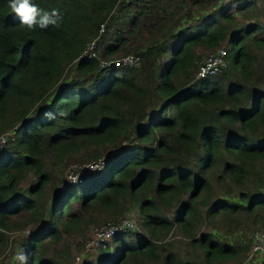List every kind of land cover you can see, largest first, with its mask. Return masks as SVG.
I'll use <instances>...</instances> for the list:
<instances>
[{
    "label": "trees",
    "instance_id": "trees-1",
    "mask_svg": "<svg viewBox=\"0 0 264 264\" xmlns=\"http://www.w3.org/2000/svg\"><path fill=\"white\" fill-rule=\"evenodd\" d=\"M136 1L143 7L130 17L129 32L138 30L139 16L151 14L153 4H170ZM32 2L58 10L57 23L34 31L21 28L8 0H0V134L16 127L0 156V246L12 228L31 226L33 234L20 245L26 264H59L47 255L46 245L83 231L94 222L90 215L118 220L129 201L138 208L140 227L152 237L177 229L201 250L204 264L232 258L233 246L210 233L198 236L196 230L203 219L232 230L256 226L264 213V75L255 67L259 56L264 64V25L254 20L228 36L218 15H208L203 30L178 38L150 87L139 70L99 69L96 59H78L120 0ZM253 2L240 0L237 10ZM222 11V18L236 22ZM126 41L99 53L113 56ZM225 41L226 72L184 84L199 61L195 48L213 49ZM70 66L78 79L66 83ZM103 147L110 148L103 169L82 183L64 178V189L53 182L48 155L57 164L81 153V160H97L106 155ZM30 175L33 183L22 186ZM226 185L238 194L219 198ZM56 187L59 194L49 200L47 189ZM162 208L173 210L172 216ZM129 234L114 238L115 256L105 242L97 248L101 258L82 264H148L159 260V249L166 251L163 264H198L182 263L179 255L141 235L131 241Z\"/></svg>",
    "mask_w": 264,
    "mask_h": 264
},
{
    "label": "rangeland",
    "instance_id": "rangeland-1",
    "mask_svg": "<svg viewBox=\"0 0 264 264\" xmlns=\"http://www.w3.org/2000/svg\"><path fill=\"white\" fill-rule=\"evenodd\" d=\"M191 6H187L188 3ZM237 3H240V0H205L201 4H193L190 0H184L181 2L176 1L168 5L167 7H160L157 13H154L153 16L148 17L144 20H141V25L138 30L135 27L134 31H127L124 27L121 28V34L127 36L126 44L122 45L121 48L115 53V55H125V54H133L139 53L143 57V66L141 65L138 69L141 71L142 77L147 79V82L150 87L153 85V79L155 75H157L158 71L161 67L166 63L167 59L170 57L168 55L170 53V49L172 46L178 41L183 34L182 32L177 30V27L182 28L183 20H190L191 24L197 22L196 17H199L201 14L218 15L217 23L226 27L228 36H230L234 31L245 27L248 24H251L255 21L264 25V0H255L251 8L240 11L236 8L239 6ZM122 4V3H121ZM183 5H185L189 11L182 14ZM196 5V7L194 6ZM121 6L113 11L110 16L108 23L110 27L112 24H118L115 20L120 16L119 10ZM223 10H228L229 15H233L236 22L226 21L221 17ZM248 10V11H247ZM192 11V12H191ZM124 18L125 16H120ZM255 20V21H254ZM168 21V22H167ZM153 23H156L153 26ZM215 23V22H213ZM119 26V24H118ZM167 26L166 30H163ZM193 24V28H194ZM126 30V32H125ZM109 35L108 33L102 35L98 39V47L101 53L103 52L105 44V38ZM125 36V37H126ZM218 47H223L228 50L227 41L223 42ZM216 47V48H218ZM197 51V61L206 56L209 52L215 50V48L211 49L205 45H199L195 48ZM150 53H154L151 55ZM103 54V53H102ZM196 61V62H197ZM198 63V62H197ZM196 63V64H197ZM255 67L259 70V72L264 75V64L260 59V56L257 58L255 62ZM228 71V70H227ZM226 72V70L224 71ZM194 70L187 76V81H183L184 84L187 82H191V79L196 81L194 78ZM221 76V75H220ZM229 76L233 79L237 78L234 72H231ZM78 79V75L74 70V66H70L65 70L64 79L66 83H70L71 81H75ZM194 81V82H195ZM88 83V82H87ZM110 148L103 147L102 155L107 156ZM101 155V156H102ZM85 156L83 153L76 156H69L64 158V161L61 164L55 163L54 159L51 155L46 157V165L48 170H51L53 176V182L60 186V183L67 177L70 168L73 164H82L93 161V158L89 157V159H83ZM105 173L101 177V181L105 180ZM34 178L32 175L26 179L22 186L26 187L33 183ZM59 187L56 189H47V197L52 199L54 195L59 194ZM223 193H219V198L222 196H231L237 195L238 189L234 186L226 185L224 187ZM76 206V205H75ZM126 210L120 216H132L136 220H139V211L138 208L135 207L129 201H126L124 204ZM167 215L172 216L173 210L162 208ZM205 209H202V213L204 214ZM89 216V215H88ZM86 216V218L88 217ZM94 222L88 221L84 226L83 231L79 233H73L69 235H65L63 239L57 244H48L44 247L46 253L50 257H54L59 264H82L80 261L76 259V257H81L83 260H95L96 258H101L98 250L94 253H86L85 252V243L86 241L92 237L93 231L95 228L107 223L112 222L110 217H106L104 214L90 215ZM118 217V218H120ZM116 218V219H118ZM264 225V213L259 217V222L256 226H252L250 224L243 225L239 230H232L227 224L217 221V220H207L203 219L200 222L199 228L196 230L197 235H202L204 233H210L212 235V239L217 240L221 243H225L231 245L235 248L236 254L228 259L223 261L221 264H243L245 259L246 250L248 244L250 243L251 235L260 227ZM43 225H39L38 229H41ZM138 227L140 229V235L145 238L151 239L154 243L158 245H163L167 250H171L177 255L180 256V261L182 263H187L190 261H197L198 264H204V257L199 248L193 247L189 245L188 239L177 229H173L169 233H165L164 235H159L158 237H152L149 233H147L143 227L141 228L138 222ZM36 230V229H35ZM33 227L25 226L22 228H12L7 232V242L4 246H0V264H20L19 261L15 260L14 257L18 251L21 250L20 245L22 241L27 238L30 234H33ZM139 234V233H138ZM137 234L127 235V238L131 241L137 239ZM108 247L110 248V256H115L117 253L118 246L115 243L114 239L108 243ZM159 260L157 262H149L148 264H163V256L166 254V251L161 249L158 250ZM244 258V259H243ZM218 264V263H215Z\"/></svg>",
    "mask_w": 264,
    "mask_h": 264
},
{
    "label": "built area",
    "instance_id": "built-area-1",
    "mask_svg": "<svg viewBox=\"0 0 264 264\" xmlns=\"http://www.w3.org/2000/svg\"><path fill=\"white\" fill-rule=\"evenodd\" d=\"M108 20L99 24L98 35L96 39L90 43L80 54L78 59L88 57L96 59L99 69L115 70V69H138L142 65L140 54H125L113 56H101L98 39L109 31ZM227 50L223 47L215 48L206 56L200 59L194 70V78H216L222 75L227 67ZM15 129L10 128L0 134V156L6 146L14 139ZM106 156L97 160L82 164H73L66 177V182L76 184L82 181L90 174L104 168ZM66 182L61 184L60 188L64 189ZM138 220L132 216H122L116 221L107 222L94 229L93 235L85 243V252L94 253L99 245L110 242L121 234L134 233L140 235ZM139 233V234H138ZM81 263L86 260L76 257ZM243 264H264V225L257 229L250 237L249 249L245 255Z\"/></svg>",
    "mask_w": 264,
    "mask_h": 264
},
{
    "label": "crops",
    "instance_id": "crops-1",
    "mask_svg": "<svg viewBox=\"0 0 264 264\" xmlns=\"http://www.w3.org/2000/svg\"><path fill=\"white\" fill-rule=\"evenodd\" d=\"M176 1H179V2L182 3V1H184V0H166V2H165V0H163V3H161L160 5L165 4V3L172 4V3H175ZM239 4L237 3V5H239ZM156 5L157 4H155V5L153 4L152 10L150 11L151 14L145 12L144 16H139V18H138V20L140 22L139 26L141 25V20L143 18L145 20L148 17L153 16L154 13H157L159 11L160 6L158 7ZM119 6H121V9L119 10L120 16H125V17L121 18L120 16H118V19L115 20L119 24V26L116 23L112 24V26L110 27L109 31L107 32L109 35H107L106 38H105V44L106 45H104V46H108V45H111V44H117V43H120L121 39H124V40L127 39L126 35H124V37L122 36L121 28L124 27L127 31H129V29L132 30L133 28L129 24V19H130V17L132 15H134V13L137 11V9L139 7H141V8L143 7V6H141L140 2H138L136 0H120V2L117 5V8ZM187 6L190 7L191 4L188 3ZM194 6L196 7V5H194ZM126 10H128V11L126 12ZM187 11H189V9L185 5H183L182 14L187 12ZM207 17H208L207 14H201V15H199V17H196L197 22L193 23L194 26H195L194 28H193V24H191L190 20H183L182 28L177 27V30L182 32V34H184V32L197 33V32H199V31L204 29V27H205V25H206V23L208 21ZM217 18H218V16H217ZM155 24L156 23H153V26ZM166 29H167V26L163 30H166ZM126 30H125V32H126ZM196 53H197V51H196ZM168 55H170V53Z\"/></svg>",
    "mask_w": 264,
    "mask_h": 264
},
{
    "label": "clouds",
    "instance_id": "clouds-1",
    "mask_svg": "<svg viewBox=\"0 0 264 264\" xmlns=\"http://www.w3.org/2000/svg\"><path fill=\"white\" fill-rule=\"evenodd\" d=\"M8 7L19 18V26L32 31L55 25L57 23L56 17L59 15L58 10L46 11L34 4L32 0H8ZM46 115L48 118H52V114ZM60 115H64V113H60ZM14 259L20 264H26L27 256L24 250L18 251Z\"/></svg>",
    "mask_w": 264,
    "mask_h": 264
}]
</instances>
